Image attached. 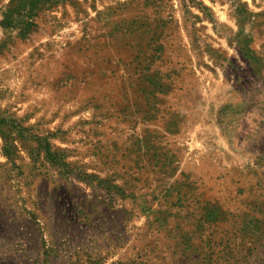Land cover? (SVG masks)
Masks as SVG:
<instances>
[{
  "label": "rangeland",
  "instance_id": "rangeland-1",
  "mask_svg": "<svg viewBox=\"0 0 264 264\" xmlns=\"http://www.w3.org/2000/svg\"><path fill=\"white\" fill-rule=\"evenodd\" d=\"M0 264H264V0H0Z\"/></svg>",
  "mask_w": 264,
  "mask_h": 264
},
{
  "label": "trees",
  "instance_id": "trees-1",
  "mask_svg": "<svg viewBox=\"0 0 264 264\" xmlns=\"http://www.w3.org/2000/svg\"><path fill=\"white\" fill-rule=\"evenodd\" d=\"M38 5H39V4H36V5H35V8H36V6L38 7ZM31 16H32V15H31Z\"/></svg>",
  "mask_w": 264,
  "mask_h": 264
}]
</instances>
